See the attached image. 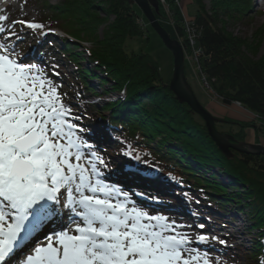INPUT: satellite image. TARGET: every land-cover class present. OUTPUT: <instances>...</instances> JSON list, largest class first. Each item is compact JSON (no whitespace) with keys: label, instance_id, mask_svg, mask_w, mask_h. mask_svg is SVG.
<instances>
[{"label":"trees","instance_id":"obj_1","mask_svg":"<svg viewBox=\"0 0 264 264\" xmlns=\"http://www.w3.org/2000/svg\"><path fill=\"white\" fill-rule=\"evenodd\" d=\"M205 1H190L196 6L191 16L200 31L196 46L201 49V71L222 106L237 101L257 113L264 125V54L256 58L258 46L252 43L257 37L264 38V23L251 39H243L227 25L242 20L253 8V0H208L209 5ZM23 2L35 8L37 20L45 28H57L65 34L59 37L60 45L51 34L46 35L35 50L38 56L49 55L43 67L61 85L60 92L66 91V79L69 100L96 94L91 84L95 80L103 93L115 96L98 105L73 106V115L81 121L83 116L97 114L119 163L130 166L135 161L133 166L141 174H159L171 193L187 200L188 210L195 212L197 206L202 207L209 221L220 219L217 213L230 211L228 207L235 213L242 211L251 229L242 255L246 264H255L264 254V156L235 150L230 156L224 155L208 135L202 118L175 99L161 78L157 61L148 53L124 50L126 38L146 31L137 5L127 0ZM170 7L174 8L175 32L186 51L188 43L180 13L171 1ZM11 10L9 6L7 11ZM11 14L12 22L25 20L19 12ZM156 17L166 20L159 3ZM54 55H60L72 71L61 75L53 69ZM83 60L90 66L83 65ZM222 120L238 125L237 131L226 132L237 140H244L250 130L255 141L264 139V127L251 121L230 114ZM129 151L131 157L126 155ZM136 155L139 161L134 159ZM208 208L213 214L206 211Z\"/></svg>","mask_w":264,"mask_h":264},{"label":"snow or ice","instance_id":"obj_2","mask_svg":"<svg viewBox=\"0 0 264 264\" xmlns=\"http://www.w3.org/2000/svg\"><path fill=\"white\" fill-rule=\"evenodd\" d=\"M14 23L21 31L43 34L45 28L34 20ZM5 32L0 42V264H224L194 245L226 246L225 240L203 233L193 237L180 230L191 225L151 214L108 182L110 164L89 142L90 130L78 123L81 118L65 102L61 85L15 50L20 33L0 27V34ZM53 223L60 230L36 240ZM255 264H264V254Z\"/></svg>","mask_w":264,"mask_h":264},{"label":"rangeland","instance_id":"obj_3","mask_svg":"<svg viewBox=\"0 0 264 264\" xmlns=\"http://www.w3.org/2000/svg\"><path fill=\"white\" fill-rule=\"evenodd\" d=\"M50 3L56 4L60 0H49ZM158 1V0H157ZM170 1L174 3L175 7L177 8L178 12L180 13L181 17V24L182 26L185 25V18L187 17L189 19L192 18V14L196 11V6L193 3H190L191 0H167V5H168V13L163 10L162 5L161 8L163 10V13L166 17V20L159 19L161 25L166 29L168 34L172 39L178 40L181 45L182 42L178 38L177 33L175 32V19H174V11L172 7H170ZM8 4L12 7V10L10 13H5L2 12L0 15H4L7 17L6 21H0V27H10L12 31L18 32L21 34L23 37L21 40H15V50L19 53H21L26 59V63H36L38 65L41 64H46V61L49 59V55H45L44 57H40L41 60H39L36 56H34V51L37 45L39 44V41L41 37L47 33V31L41 32V30H29L27 28H24L23 31H21V26L18 23H13L11 22V13H16L19 12L20 14L25 16V21H31L34 20L38 22L37 20V12L33 6H25L23 0H8ZM159 2V1H158ZM206 5H209L208 0L205 1ZM174 7V6H173ZM137 11L141 17L140 23H142V26L146 28V31L144 35L140 36H135L132 38H126L124 41L123 48L126 52H135V53H148L150 54L158 63L159 65V70H160V75L162 80L164 81L165 84L169 83L172 75H173V55L171 51L165 46L159 35L155 32V30L151 27L150 23L146 19V17L143 15L142 11L140 8L137 6ZM193 19V18H192ZM170 20V22L168 21ZM264 23V0H253V8L247 13V15L240 21L231 23L229 22L227 25V29L234 34L238 35L239 37L248 38L251 39L253 34L256 32V30ZM103 26L99 27V34L102 32ZM185 27H183V30L185 32ZM8 35V32L0 34V42H3V37H6ZM58 35H62L59 33ZM196 38L195 40H192L193 43L198 42V38L200 37V31L196 30L195 31ZM192 36V35H190ZM185 38L186 42H190L189 40V35L186 32L185 33ZM18 41V43H16ZM55 43L60 45V40L58 39L57 36H55ZM253 45H257V54L256 58L261 57L264 54V38L263 37H257L256 39L253 40ZM54 50V49H53ZM197 51V50H196ZM195 51V53H197ZM193 48H189L186 51L184 50V67H185V75L186 79L191 86L194 94L196 95L198 101L207 109L210 111V113L215 116L219 121L217 120L216 122V128L218 131L226 133L227 131L238 130V125L237 124H229V123H224L222 120V117L225 115L229 114L242 121H251L258 127H264L263 122L261 120V117L257 113H253L249 110H247L244 106H242L239 102H233L229 107L222 106L217 97L212 93L211 88L209 83L206 80L205 75L201 71V66H200V55L195 59L197 55H195ZM86 58V56L84 55ZM54 65L59 67V71L61 75H64L65 72L72 71V67L68 65L63 59L60 57V55H56L54 57V60H51ZM83 65L85 66H90L85 60H83ZM204 78H202L203 76ZM66 80V79H65ZM67 83V80H66ZM64 84L65 90H67V85L69 84ZM98 84V85H97ZM96 95L101 93V85L97 82L93 83ZM168 85V84H167ZM111 95V94H110ZM93 95L89 96V98L94 97ZM70 97V95H67L66 93V99ZM102 100V98H101ZM100 100V101H101ZM73 104V103H71ZM94 120L96 121V125L100 126L102 128V120L98 117L97 114H94ZM95 122L93 123H82L83 127L88 128L89 130L92 128H95L93 126ZM247 136L245 137V141L250 142V143H260L264 145V139L259 138L258 141H255L254 139V134L253 131H246ZM89 134V133H88ZM88 137V136H87ZM106 147L105 149L102 148V151L98 149L101 153L103 154L105 158V154L108 155L110 160H106L109 162L111 171L109 173L119 171L121 169H124L126 166H118V160L116 158L117 156V151L114 149V144L111 141H106L105 143ZM104 150V151H103ZM135 164V161H132L130 163V166L132 167ZM106 173V174H109ZM151 173V172H148ZM217 178L223 179V177L217 176ZM148 181H146V184H149L150 181H152L151 184L148 185V188L146 190H150L151 192H154L152 196H149L148 200L144 203L143 200L140 203H136L137 205L141 206L144 208V210L149 211L151 214H156V215H165L169 217L170 219H177L179 220V224H186V225H191V228H184L186 231H191L192 234H200L202 229L197 227L199 224H203L205 228H211L212 230L215 231V233H208L209 236H220V237H225L224 240H227L226 236H229L231 238L228 242L227 245H220L223 247L221 249V252H216L214 249V245H216L215 242L211 244L209 247L208 245H203L207 248H209V253L213 259H216L217 257L221 258L224 264H246V260L244 256L242 255V252L245 248H247L248 243H249V233H251V229L247 225V219L246 215L240 211L237 212L236 214L232 212V208L228 207L230 211H227L228 213L222 215L223 219H216V221H213L211 224L208 223L204 216L201 209L197 210V217L193 219H188L192 217V215L187 212L186 215H181L179 213H174L176 212V207H180V209H183L186 207V202L185 200H180L178 204H175L173 206H168L164 202H156L155 197H164L160 194L159 191H157L156 187H159L160 184L162 183L163 186H166V183L162 180L159 174L151 173L150 176L147 178ZM168 188V187H167ZM131 195H133L131 193ZM165 195V193H164ZM130 197V196H129ZM131 199V198H130ZM160 200V199H157ZM151 205L147 206V205ZM213 209H207L206 211L212 213ZM213 214V213H212ZM217 215H220V213H217ZM232 218L234 220L233 224H229V220ZM66 220V218H65ZM220 220V221H219ZM224 220V221H223ZM226 221V223H225ZM67 222V220H66ZM226 226H229V228H225ZM233 229H238L237 233H232ZM184 231V232H186ZM233 239V240H232ZM202 245H195V247H199L200 249ZM202 250V249H201Z\"/></svg>","mask_w":264,"mask_h":264},{"label":"water","instance_id":"obj_4","mask_svg":"<svg viewBox=\"0 0 264 264\" xmlns=\"http://www.w3.org/2000/svg\"><path fill=\"white\" fill-rule=\"evenodd\" d=\"M137 5L146 17L151 27L159 35L165 46L173 55V75L168 83L169 89L178 102L186 103L190 110L197 114L205 123L207 133L218 149L226 156H230L231 150L245 154H256L264 156V145L250 143L245 140H237L232 135L216 129L217 119L197 99L189 85L184 72V50L181 43L172 39L166 29L156 17L158 12L157 0H127Z\"/></svg>","mask_w":264,"mask_h":264},{"label":"built area","instance_id":"obj_5","mask_svg":"<svg viewBox=\"0 0 264 264\" xmlns=\"http://www.w3.org/2000/svg\"><path fill=\"white\" fill-rule=\"evenodd\" d=\"M159 1V3H160V5H162V7H163V10H165L167 13H168V5H167V0H158ZM185 18V25L183 26V27H185L186 29H185V33L187 32L188 33V35H189V40L192 42V43H190V42H188V45H187V50L189 49V48H193V50H194V53H195V51L197 52V53H195V55H197L196 57H195V59H197V57L199 56V55H201V49L199 48V47H197L196 46V44L195 43H193V41L192 40H195V38H196V36L197 35H195V31L197 30V28L195 27V25H194V20L191 18V19H189V18H187V17H184ZM169 22H170V20H168ZM190 35H192V36H190ZM203 76V75H202ZM202 78H204V76L202 77ZM237 103V102H236ZM238 104V103H237Z\"/></svg>","mask_w":264,"mask_h":264},{"label":"bare ground","instance_id":"obj_6","mask_svg":"<svg viewBox=\"0 0 264 264\" xmlns=\"http://www.w3.org/2000/svg\"><path fill=\"white\" fill-rule=\"evenodd\" d=\"M0 2H2V0H0ZM221 104V103H220ZM97 126V125H96ZM217 129V128H216ZM121 177H125V174H123L122 172H121ZM145 182L146 181H148V180H144ZM152 183V181H150V183L149 184H151ZM220 216V215H219ZM170 220H175L177 223H178V221L179 220H177V219H170ZM64 224H65V226L67 225V222H66V220L64 221ZM179 224V223H178ZM182 224V223H181ZM184 224V223H183ZM211 224V223H210ZM184 225H186V224H184ZM226 228L228 229L229 228V226H226ZM55 229H57V230H60L59 229V224L57 223V227L55 228ZM50 230H54V229H47L46 227L40 232V233H38L37 234V236H36V240H40V241H43L44 240V238H45V236H47L49 233H50ZM181 231H186V230H184V229H180ZM238 232V229H233V232L232 233H237ZM186 233H188L189 235H192L193 237H195L197 234L195 233V234H192L191 233V231L189 230V231H186ZM201 234V233H200ZM221 238H223V237H221ZM35 246V240L33 241V243L31 244V245H29V247H34ZM195 246V245H194ZM17 255L18 256H22L23 255V253H21V252H18L17 253Z\"/></svg>","mask_w":264,"mask_h":264}]
</instances>
